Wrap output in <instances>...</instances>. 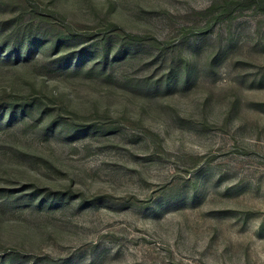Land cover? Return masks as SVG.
I'll return each instance as SVG.
<instances>
[{
  "label": "rangeland",
  "instance_id": "1",
  "mask_svg": "<svg viewBox=\"0 0 264 264\" xmlns=\"http://www.w3.org/2000/svg\"><path fill=\"white\" fill-rule=\"evenodd\" d=\"M264 0H0V264H264Z\"/></svg>",
  "mask_w": 264,
  "mask_h": 264
},
{
  "label": "trees",
  "instance_id": "2",
  "mask_svg": "<svg viewBox=\"0 0 264 264\" xmlns=\"http://www.w3.org/2000/svg\"><path fill=\"white\" fill-rule=\"evenodd\" d=\"M262 3H264V1H262Z\"/></svg>",
  "mask_w": 264,
  "mask_h": 264
}]
</instances>
